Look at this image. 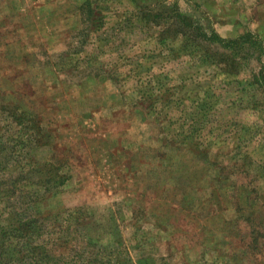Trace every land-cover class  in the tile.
<instances>
[{
  "label": "rangeland",
  "instance_id": "374dc122",
  "mask_svg": "<svg viewBox=\"0 0 264 264\" xmlns=\"http://www.w3.org/2000/svg\"><path fill=\"white\" fill-rule=\"evenodd\" d=\"M0 264H264V0H0Z\"/></svg>",
  "mask_w": 264,
  "mask_h": 264
},
{
  "label": "trees",
  "instance_id": "16d2710c",
  "mask_svg": "<svg viewBox=\"0 0 264 264\" xmlns=\"http://www.w3.org/2000/svg\"><path fill=\"white\" fill-rule=\"evenodd\" d=\"M94 256V255H93Z\"/></svg>",
  "mask_w": 264,
  "mask_h": 264
}]
</instances>
